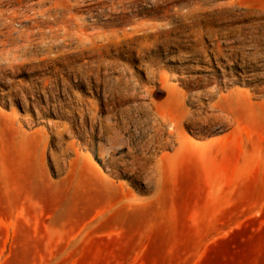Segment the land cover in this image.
I'll return each mask as SVG.
<instances>
[{"label":"rangeland","instance_id":"374dc122","mask_svg":"<svg viewBox=\"0 0 264 264\" xmlns=\"http://www.w3.org/2000/svg\"><path fill=\"white\" fill-rule=\"evenodd\" d=\"M0 264H264V0H0Z\"/></svg>","mask_w":264,"mask_h":264},{"label":"bare ground","instance_id":"6f19581e","mask_svg":"<svg viewBox=\"0 0 264 264\" xmlns=\"http://www.w3.org/2000/svg\"><path fill=\"white\" fill-rule=\"evenodd\" d=\"M116 133V132H115ZM116 135V134H115ZM115 135H114V137H115ZM115 139V138H114ZM107 141H108V143L110 144V145H113V140H111V139H107ZM107 151H108V147H107V145H106V143L104 142V143H100L99 144V156L104 160L105 159V156L108 154L107 153Z\"/></svg>","mask_w":264,"mask_h":264}]
</instances>
